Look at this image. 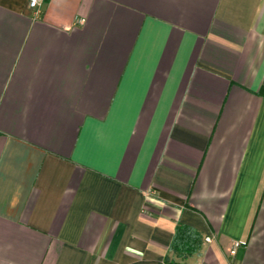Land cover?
<instances>
[{"label":"crops","instance_id":"0c3cea01","mask_svg":"<svg viewBox=\"0 0 264 264\" xmlns=\"http://www.w3.org/2000/svg\"><path fill=\"white\" fill-rule=\"evenodd\" d=\"M28 1L0 0V264H264V0Z\"/></svg>","mask_w":264,"mask_h":264},{"label":"trees","instance_id":"16d2710c","mask_svg":"<svg viewBox=\"0 0 264 264\" xmlns=\"http://www.w3.org/2000/svg\"><path fill=\"white\" fill-rule=\"evenodd\" d=\"M259 94H261V95H263L264 96V88H262L261 90H260V92H259ZM190 232H188V229L187 228H179V229H177V231L175 232V240H174V242H173V245H172V248H173V250L175 249L176 251H179V250H185L184 249V246H183V248H181L182 246H181V243H179V240L181 239V238H185L184 239V242L187 240V239H189L190 238V242L191 243H194L195 242V238H193V236H191L190 234H189ZM189 242V243H190ZM166 262H174V261H166Z\"/></svg>","mask_w":264,"mask_h":264},{"label":"built area","instance_id":"2783aa9c","mask_svg":"<svg viewBox=\"0 0 264 264\" xmlns=\"http://www.w3.org/2000/svg\"><path fill=\"white\" fill-rule=\"evenodd\" d=\"M43 1L44 0H29L28 1V4H29V7L31 9L37 10ZM205 240H206V242H210L211 241V237H207ZM236 247H237L236 244L233 245L232 249L229 252L230 256H233L235 254ZM162 264H186V263H183V262H175L174 261V262H163Z\"/></svg>","mask_w":264,"mask_h":264},{"label":"rangeland","instance_id":"374dc122","mask_svg":"<svg viewBox=\"0 0 264 264\" xmlns=\"http://www.w3.org/2000/svg\"><path fill=\"white\" fill-rule=\"evenodd\" d=\"M187 263H188V264H195V259H194V258H192V259H191V260H189Z\"/></svg>","mask_w":264,"mask_h":264}]
</instances>
